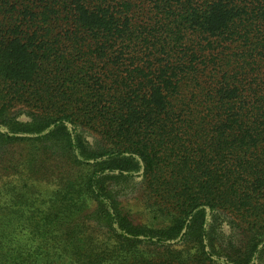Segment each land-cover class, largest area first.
Returning a JSON list of instances; mask_svg holds the SVG:
<instances>
[{
    "label": "trees",
    "instance_id": "1",
    "mask_svg": "<svg viewBox=\"0 0 264 264\" xmlns=\"http://www.w3.org/2000/svg\"><path fill=\"white\" fill-rule=\"evenodd\" d=\"M0 264H264V0H0Z\"/></svg>",
    "mask_w": 264,
    "mask_h": 264
},
{
    "label": "rangeland",
    "instance_id": "2",
    "mask_svg": "<svg viewBox=\"0 0 264 264\" xmlns=\"http://www.w3.org/2000/svg\"><path fill=\"white\" fill-rule=\"evenodd\" d=\"M23 116V115H22Z\"/></svg>",
    "mask_w": 264,
    "mask_h": 264
}]
</instances>
